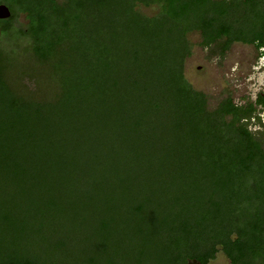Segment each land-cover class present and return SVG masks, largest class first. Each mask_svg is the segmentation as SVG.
I'll return each instance as SVG.
<instances>
[{
    "label": "trees",
    "instance_id": "16d2710c",
    "mask_svg": "<svg viewBox=\"0 0 264 264\" xmlns=\"http://www.w3.org/2000/svg\"><path fill=\"white\" fill-rule=\"evenodd\" d=\"M0 3V264H264V98L183 73L192 29L264 48V0Z\"/></svg>",
    "mask_w": 264,
    "mask_h": 264
},
{
    "label": "rangeland",
    "instance_id": "374dc122",
    "mask_svg": "<svg viewBox=\"0 0 264 264\" xmlns=\"http://www.w3.org/2000/svg\"><path fill=\"white\" fill-rule=\"evenodd\" d=\"M134 10L138 14L152 15L158 7L155 4L144 5L136 2ZM19 20L23 21L22 16ZM91 22L93 25L95 18ZM186 38L191 49L184 59L183 73L194 89L205 94L208 110L228 96L237 103L253 101L258 92L264 90V57L259 56L253 44L234 41L223 57H220L215 52V45L205 47L201 44L202 38L198 30H189ZM256 61L260 62L259 68L254 67ZM41 74L38 76V83L43 86L46 85L49 73L41 71ZM256 112L264 123V109L257 107ZM249 121L253 131L264 129L255 120ZM188 264L198 263L189 261ZM208 264H229V259L223 252L218 251Z\"/></svg>",
    "mask_w": 264,
    "mask_h": 264
},
{
    "label": "water",
    "instance_id": "95a60500",
    "mask_svg": "<svg viewBox=\"0 0 264 264\" xmlns=\"http://www.w3.org/2000/svg\"><path fill=\"white\" fill-rule=\"evenodd\" d=\"M10 9L5 3H0V19L9 17Z\"/></svg>",
    "mask_w": 264,
    "mask_h": 264
},
{
    "label": "flooded vegetation",
    "instance_id": "af4514ba",
    "mask_svg": "<svg viewBox=\"0 0 264 264\" xmlns=\"http://www.w3.org/2000/svg\"><path fill=\"white\" fill-rule=\"evenodd\" d=\"M256 47V46H254ZM257 51L259 52V56H263L264 57V48H258L256 47ZM260 66V62L259 61H256V63L254 64V67H258L259 68ZM258 93H261V96L264 98V90L262 91H259ZM260 108H262L263 106L259 105ZM264 109V108H263Z\"/></svg>",
    "mask_w": 264,
    "mask_h": 264
}]
</instances>
